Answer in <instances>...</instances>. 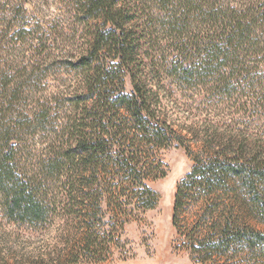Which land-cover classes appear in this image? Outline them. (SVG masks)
Returning <instances> with one entry per match:
<instances>
[{
	"label": "trees",
	"instance_id": "1",
	"mask_svg": "<svg viewBox=\"0 0 264 264\" xmlns=\"http://www.w3.org/2000/svg\"><path fill=\"white\" fill-rule=\"evenodd\" d=\"M57 1L73 31L58 57L72 84L47 94L49 38L33 49L37 67L13 71L0 60L9 223L34 233L58 224L63 236L78 234L65 258L104 262L125 225L156 207L148 183L167 176L161 153L181 147L194 166L177 187L176 229L192 202L233 196L232 210L215 207L211 225L186 238L193 255L264 264V228L251 224L264 225V131L253 120L264 117V0ZM33 144L45 145L41 156Z\"/></svg>",
	"mask_w": 264,
	"mask_h": 264
},
{
	"label": "rangeland",
	"instance_id": "2",
	"mask_svg": "<svg viewBox=\"0 0 264 264\" xmlns=\"http://www.w3.org/2000/svg\"><path fill=\"white\" fill-rule=\"evenodd\" d=\"M65 10L57 0H0V60L6 69L17 71L32 64L37 67L36 64L43 59L33 52L39 45L38 38L41 41L49 38V43L53 45L51 59L45 62L51 69L44 81L47 94L63 91L72 84L74 77L72 71L62 67L58 61V57L62 56L61 52L67 45H71L68 40L73 35L69 24L70 17ZM21 29L29 34L22 33L20 42L18 37L12 38V35ZM126 86L130 93V83ZM181 118L177 114L174 116L176 121H181ZM253 120L255 127L264 131V117ZM39 133L37 139L41 144L46 133ZM33 146L29 150L35 148L39 155L45 147L43 144L38 148L34 144ZM189 147L196 155V143L190 142ZM161 154L167 166V176L148 183L157 195L156 207L142 215L138 221L125 225L120 235V243L111 247L104 262L97 263L86 258L83 253L78 262L65 258L78 234L76 237H65L58 224L34 233L26 227L9 223L2 209L3 196L0 194V235L6 233L12 236L11 244L4 245L0 242V264H261L251 256H238L235 252L228 259H216L207 263L193 255L186 238L195 234L197 223L211 225L207 213L214 211L215 207H220L219 211L232 210L233 196L223 197L210 204L211 206H207L204 198L192 202L180 217L176 229L173 226V216L177 187L192 171L194 161L181 147L170 148ZM29 159L31 164L32 157L29 156ZM234 216L237 217L235 214ZM258 221L260 220H251V224L257 229H263L264 225Z\"/></svg>",
	"mask_w": 264,
	"mask_h": 264
}]
</instances>
